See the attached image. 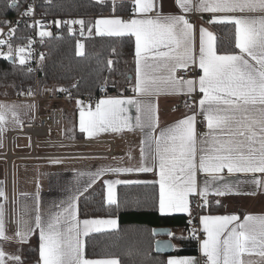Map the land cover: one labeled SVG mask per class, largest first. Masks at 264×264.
Here are the masks:
<instances>
[{
	"label": "snow or ice",
	"instance_id": "1",
	"mask_svg": "<svg viewBox=\"0 0 264 264\" xmlns=\"http://www.w3.org/2000/svg\"><path fill=\"white\" fill-rule=\"evenodd\" d=\"M175 3L183 13L199 11L213 14L209 24H233L235 47L239 49V54H218L215 35L200 27L198 67L202 75L198 81L178 78V70L197 64L194 25L183 14H163L162 5H158L157 0H134V12L141 14L142 18L127 21L121 18L97 19L95 31L101 36L135 38L134 92L137 95L128 99L100 100L95 111L89 107L87 112H80L79 128L90 137L110 129L122 131L128 128L131 131L138 128L144 132L141 156L150 159L152 166L146 164L138 169L114 168L107 171L151 172L158 160L159 211L190 213L189 197L198 195L206 198L212 185H218L214 190L218 196L255 195L256 190L264 189V180L253 175L251 183L255 187L252 192L234 193L235 186L225 182L222 175L225 169L228 174H264V0H195V3L193 0H175ZM113 4L115 11V0ZM8 6L18 7V0H10ZM33 11L29 5L23 15H30ZM5 23L11 24L10 21ZM72 23H78L82 28L85 24L83 20ZM16 31L15 27H9L6 40L2 38L4 32L0 28V46L8 48L7 54L0 52L5 59L12 55V38ZM88 31L91 32L92 28ZM38 34L41 37L51 35L43 31ZM162 48L167 51H161ZM16 52L19 64L25 65L26 58L22 55L25 47L17 48ZM40 58L43 59V56ZM197 87L202 94L198 107L207 121L210 132L206 135L211 137V143L207 139L198 140L196 113L160 130L156 135L158 115L155 98L161 93L191 95ZM125 105L136 108L134 125L132 117L126 116ZM14 109L15 106L0 104V137L9 113L14 123H21ZM198 143L203 146L198 148ZM104 171L93 174V180ZM198 173L206 176L203 188L198 183ZM113 183L121 181L107 182L109 204L117 203L112 192ZM0 198L6 199L2 188ZM76 212L77 205L72 202L63 212L51 213L45 221L37 207L34 225L39 229L40 264H118L115 259H86L80 239L81 235L87 237L90 232H100L102 226L114 228L117 221L85 219L80 222L76 219ZM3 217V205L0 204V239L8 240ZM201 223L207 236L201 243L207 264H251L242 259L245 254H256L264 259V216L245 215L242 221L237 215L204 216ZM21 224L22 228L14 235L23 244L28 241L33 226L27 221H21ZM153 234L156 235L155 231ZM167 235L173 237L171 232ZM156 244L158 250L171 247L168 242L157 241ZM4 257L5 253L0 248V264H5ZM9 258L15 264H22L19 255ZM167 264L199 262L184 258L170 259Z\"/></svg>",
	"mask_w": 264,
	"mask_h": 264
},
{
	"label": "crops",
	"instance_id": "2",
	"mask_svg": "<svg viewBox=\"0 0 264 264\" xmlns=\"http://www.w3.org/2000/svg\"><path fill=\"white\" fill-rule=\"evenodd\" d=\"M110 1L113 2V0ZM121 1L123 0H115V3ZM128 1H131L133 4V11L131 14L119 15L116 13H106L95 16L91 18L94 30L97 19L121 18L127 21L131 18H142L141 14L134 12V0ZM193 2L195 3V0H193ZM157 3L158 5H162L161 11L163 14H183L185 16L188 14L183 13L181 9H179L175 0H157ZM193 12L198 14L197 19L194 22H190L194 25L195 29L194 46L197 54L196 67L198 68V73L196 76L188 79H196L198 81V77L202 75V70L198 67L199 29L200 27H204L214 35L215 32L212 29V24L208 23L213 14L199 11ZM152 15H155V13ZM161 51H167V49L162 48ZM218 54H239V49L237 52L233 53ZM135 77L136 58H134V75L131 76L130 82L126 88L119 94L106 93L97 97L93 106L81 98L48 99L43 97L38 106V111H40L41 116L45 115V111L49 107H55L62 113L63 124L59 129H48L44 134H36L34 138L31 134L21 133L20 131L22 130V124L35 115V104L31 100H17L18 102H29L33 107L27 112L23 109L15 110L21 121L19 125L13 122L11 113L8 114L7 123L4 126L5 130L2 133L0 141V188L3 189L6 196V199L0 198V204L3 205L5 235L10 238L8 240L0 239V248L5 247V244H8L10 247L12 244H21L14 234L18 229L22 228L21 221H27L29 224H32L33 232L30 234L28 241L23 243V245L28 248L31 243L36 242L38 251L37 264H40L39 229L35 228L34 225L37 207H39L40 214L46 221L51 213L63 212L64 209L68 208L70 203L75 202L77 205L76 219L78 221L82 222L85 219H115L117 221L116 227L102 226L101 231L114 230L119 226V219L117 216L82 217L79 215V198L81 195L89 191L90 188L101 184L104 188L105 203L109 204L107 202L108 181H121V183H113L112 185V192L116 200L117 188L121 184L156 183L159 187L160 175L158 160L155 162L151 172L133 171L131 173H120L107 171V169L114 168L138 169L146 164L152 166V161L150 159H144L141 156V141L144 139V132L140 129L135 128L131 131L128 128H124L122 131H112L110 129L106 132H98L90 137L87 133L81 132L79 128L80 112H87L89 107L95 111V107L100 100L110 98H135L137 95L134 92ZM196 92L201 98L202 94L199 92L198 87ZM189 96L190 95L184 93H161L155 98V106L158 115V128L155 130L156 135H158L160 130L171 127L179 120L192 115L195 110L200 114L198 104L194 106L190 100L187 101L185 107L179 106L181 101L184 99L187 100ZM78 101L80 102L79 104ZM125 108L126 116L132 117L131 123L134 125L136 108L130 105H125ZM200 116L205 122V127L198 130V119L196 117L195 126L198 140L202 141L207 139L209 143H211V137L206 135L210 132L207 127V121L204 119L203 115L200 114ZM201 146H203L201 143L197 144L198 148ZM145 152L147 155L148 149L146 146ZM101 170L106 171L93 180V174ZM222 175L225 176V182L235 186L233 189L234 193L252 192L255 187L251 183L253 175H255L257 179L264 180V174L262 173L228 174L225 169ZM205 178L206 176L204 173H198L197 180L201 188H203ZM125 181L128 183H124ZM217 186L218 185H212L210 187L209 194L206 198L198 195L189 197L190 213H161L159 211V213L164 216H185L190 220L193 211L192 199L195 200L196 197L203 200L206 209L203 213L200 212V217L198 219V225L203 234V238L198 242V252L189 255H175L172 252L167 255V262L170 259L191 258L201 264L200 258L204 257L207 264V258L201 250V243L207 238L204 232V226L201 223V218L204 216L237 215L241 218V221L245 215L264 216V189L256 190L255 195L226 194L224 196H218L214 194L215 187ZM213 200L218 202L219 205L216 204L213 206L211 204ZM205 201H207V203ZM215 206H218L217 209H213ZM80 227H83L82 223ZM187 231L191 234L189 229ZM171 233H173V235L175 234L173 228H171ZM80 239L83 243L82 253L86 259H115L119 264L117 257L87 258L84 254L85 236L81 235ZM173 248L174 250L177 248L174 242ZM242 259L246 262H251V264H264V259L256 254H245ZM21 260L23 262L22 264H28L24 261V257H21ZM4 261L5 264H8L5 259Z\"/></svg>",
	"mask_w": 264,
	"mask_h": 264
},
{
	"label": "trees",
	"instance_id": "3",
	"mask_svg": "<svg viewBox=\"0 0 264 264\" xmlns=\"http://www.w3.org/2000/svg\"><path fill=\"white\" fill-rule=\"evenodd\" d=\"M20 1L18 4H20ZM38 9L44 14L84 16L83 36L70 30L46 40L47 57L39 67L38 82L41 89H68L75 96L119 94L134 75V38L109 37L95 33L94 18L106 13L129 15L131 1L114 4L110 0H37ZM8 0H0V17L16 12L19 7H9ZM92 28L89 32L88 29ZM218 53H233L235 27L231 23L212 24ZM82 45V47H80ZM111 61V63H109ZM9 76L14 90L34 87L35 79L25 65L0 60V77ZM159 187L156 183L121 184L117 188V203L106 204L104 188L99 184L79 198V215L82 217L117 216L119 226L114 230L90 233L85 237L84 254L87 258L117 257L119 264H167V255L154 251L153 228L169 226L175 234L171 239L177 248L175 255L198 252L197 240L188 233L189 218L164 216L159 213ZM194 204V200L192 199ZM213 206L218 204L214 200ZM219 205V204H218ZM218 206L213 207L217 209ZM204 204L201 213L205 211ZM193 213V211H192ZM190 230V229H189ZM181 231V232H180ZM36 242L28 246L24 261L37 264Z\"/></svg>",
	"mask_w": 264,
	"mask_h": 264
},
{
	"label": "built area",
	"instance_id": "4",
	"mask_svg": "<svg viewBox=\"0 0 264 264\" xmlns=\"http://www.w3.org/2000/svg\"><path fill=\"white\" fill-rule=\"evenodd\" d=\"M10 2V0H8ZM19 2V0H18ZM31 5L34 11L30 15H23V13ZM198 14L196 12L188 13L185 18L189 22H194L197 19ZM84 20V16L81 15H55V14H44L38 9L37 0H21L19 7L16 12L8 16L0 17V28L3 29L4 36L3 39H8L9 27H15L17 29L15 36L12 38V55L13 62L19 63V55L16 49L19 47H25V52L22 54L26 58V69L32 74L37 81L39 67L44 58L47 57V49L44 44L47 39L51 37L60 36L64 30H70L77 34L78 37L83 36V28L78 23H72L73 21ZM10 21L11 24L5 23ZM17 21L19 23L17 24ZM39 22V23H37ZM49 32L51 35L41 37L39 32ZM0 52L7 54V46H0ZM43 56V59L40 57ZM9 57V58H10ZM0 60H5L3 55H0ZM8 60V59H6ZM198 73V68L196 65L189 66L186 70H178L176 75L178 78L188 79L196 76ZM31 91V95L29 94ZM104 95L102 91L100 95H86V96H75L68 89L52 90L51 88L41 89V87L26 88L24 90L18 91L12 99L15 100H31L35 104V115L28 121L22 124L21 133H29L33 136L36 134H44L48 129H59L63 124L62 113L59 109L55 107H49L45 111V115L41 116L40 111H38V106L40 100L45 98H59V99H73L81 98L87 101L91 106L95 104L96 98ZM200 97L197 92L192 93L187 100L181 101L179 106L185 107L188 100L192 102V105L197 106ZM196 113L197 128L198 130L205 127V122L203 121L197 110ZM10 134V133H9ZM203 205V200L196 197L193 204V213L191 219L188 223V228L191 231V235L199 242L203 238V234L198 225V219L200 217L201 207ZM201 264H206L205 258L201 257Z\"/></svg>",
	"mask_w": 264,
	"mask_h": 264
},
{
	"label": "rangeland",
	"instance_id": "5",
	"mask_svg": "<svg viewBox=\"0 0 264 264\" xmlns=\"http://www.w3.org/2000/svg\"><path fill=\"white\" fill-rule=\"evenodd\" d=\"M35 86L40 88L38 78H37V81L35 80L34 87ZM17 92H15L12 79L9 76H4V77L1 76L0 77V97H3V98H0V104L7 105L9 107L15 106L14 110L23 109L24 111L27 112L33 106L29 102H18L19 100L17 101L15 99H12L13 96ZM1 138L2 137H0V141H1ZM5 245L6 246L3 247L2 249L5 253L4 259L6 260V263H8V264H15V261L10 259L9 257L15 256V255H19L20 257H24L25 252L28 250L27 246H25L23 244H12L11 247L8 246V244H5ZM18 249H19V251H18Z\"/></svg>",
	"mask_w": 264,
	"mask_h": 264
},
{
	"label": "water",
	"instance_id": "6",
	"mask_svg": "<svg viewBox=\"0 0 264 264\" xmlns=\"http://www.w3.org/2000/svg\"><path fill=\"white\" fill-rule=\"evenodd\" d=\"M8 60L13 62V58L12 57L8 58ZM129 78H131V75H129ZM153 231H155V233H156L155 236L157 237L155 239V241H154V251L156 253H161V254H165V255H168V254L172 253L173 250H174L173 241L167 235L168 232H171V228L169 226H159V227H154ZM157 241L168 242V243H170L171 247L161 248L160 250H158L157 249V244H156Z\"/></svg>",
	"mask_w": 264,
	"mask_h": 264
}]
</instances>
